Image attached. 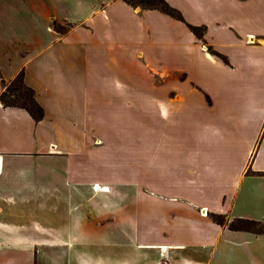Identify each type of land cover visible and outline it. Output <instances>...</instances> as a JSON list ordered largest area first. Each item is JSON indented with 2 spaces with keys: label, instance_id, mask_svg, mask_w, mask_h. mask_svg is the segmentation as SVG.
Listing matches in <instances>:
<instances>
[{
  "label": "crops",
  "instance_id": "crops-1",
  "mask_svg": "<svg viewBox=\"0 0 264 264\" xmlns=\"http://www.w3.org/2000/svg\"><path fill=\"white\" fill-rule=\"evenodd\" d=\"M165 1L0 0V264H264V0Z\"/></svg>",
  "mask_w": 264,
  "mask_h": 264
},
{
  "label": "trees",
  "instance_id": "trees-1",
  "mask_svg": "<svg viewBox=\"0 0 264 264\" xmlns=\"http://www.w3.org/2000/svg\"><path fill=\"white\" fill-rule=\"evenodd\" d=\"M126 3L132 6H141L143 8H157L160 11L182 20L180 12L171 7L165 0H124ZM189 28L197 34V27L189 25ZM0 102L4 106H15L25 109L30 116L38 121L43 116L42 107L38 104L34 97L33 90L26 86L23 81V73L19 72L10 82L3 83V90L0 93ZM213 219L218 223H224V217L221 215H214ZM264 222L236 218L228 222V227L234 230H247L253 233H262L264 229L254 228V226L263 225Z\"/></svg>",
  "mask_w": 264,
  "mask_h": 264
},
{
  "label": "rangeland",
  "instance_id": "rangeland-1",
  "mask_svg": "<svg viewBox=\"0 0 264 264\" xmlns=\"http://www.w3.org/2000/svg\"><path fill=\"white\" fill-rule=\"evenodd\" d=\"M134 1H136V0H134ZM140 7H141V6H140ZM57 28L60 29V30H62V29L65 28V27H64V26H63V27H62V26H61V27H58V26H57ZM252 227H254V228H256V229H257V228H262V229H264V224L261 225V226H260V225H258V226H254V225H252Z\"/></svg>",
  "mask_w": 264,
  "mask_h": 264
},
{
  "label": "built area",
  "instance_id": "built-area-1",
  "mask_svg": "<svg viewBox=\"0 0 264 264\" xmlns=\"http://www.w3.org/2000/svg\"><path fill=\"white\" fill-rule=\"evenodd\" d=\"M162 264H167V263H162Z\"/></svg>",
  "mask_w": 264,
  "mask_h": 264
},
{
  "label": "bare ground",
  "instance_id": "bare-ground-1",
  "mask_svg": "<svg viewBox=\"0 0 264 264\" xmlns=\"http://www.w3.org/2000/svg\"><path fill=\"white\" fill-rule=\"evenodd\" d=\"M98 189V188H97Z\"/></svg>",
  "mask_w": 264,
  "mask_h": 264
}]
</instances>
